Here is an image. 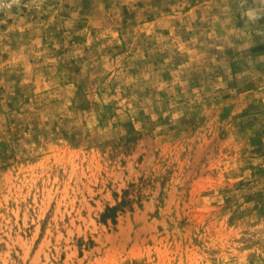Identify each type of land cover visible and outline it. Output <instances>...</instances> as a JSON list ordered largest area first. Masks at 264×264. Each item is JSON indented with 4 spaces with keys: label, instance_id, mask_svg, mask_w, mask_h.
Listing matches in <instances>:
<instances>
[{
    "label": "rangeland",
    "instance_id": "rangeland-1",
    "mask_svg": "<svg viewBox=\"0 0 264 264\" xmlns=\"http://www.w3.org/2000/svg\"><path fill=\"white\" fill-rule=\"evenodd\" d=\"M0 264H264V0H0Z\"/></svg>",
    "mask_w": 264,
    "mask_h": 264
}]
</instances>
